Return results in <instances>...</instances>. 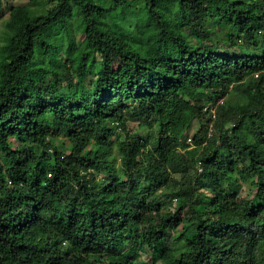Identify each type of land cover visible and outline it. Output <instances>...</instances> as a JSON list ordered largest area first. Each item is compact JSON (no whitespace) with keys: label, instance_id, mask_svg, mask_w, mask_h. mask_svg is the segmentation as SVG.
<instances>
[{"label":"trees","instance_id":"16d2710c","mask_svg":"<svg viewBox=\"0 0 264 264\" xmlns=\"http://www.w3.org/2000/svg\"><path fill=\"white\" fill-rule=\"evenodd\" d=\"M4 26L0 264H264V0H55Z\"/></svg>","mask_w":264,"mask_h":264},{"label":"rangeland","instance_id":"374dc122","mask_svg":"<svg viewBox=\"0 0 264 264\" xmlns=\"http://www.w3.org/2000/svg\"><path fill=\"white\" fill-rule=\"evenodd\" d=\"M33 1V2H32ZM55 0H2L1 6H0V44L3 42V31L5 29L4 22L9 17V7L10 5H29L30 8L34 9L37 6H45L49 7L54 3ZM233 92V91H232ZM235 93V92H233ZM128 128L131 129V131L137 130V120H131L128 119L127 121ZM197 123L196 120L193 121L191 131L192 133L196 129ZM115 151V146L113 148ZM247 183L243 182L241 193L245 194L247 191ZM144 258L148 260V256L143 255ZM159 264V263H157Z\"/></svg>","mask_w":264,"mask_h":264},{"label":"built area","instance_id":"2783aa9c","mask_svg":"<svg viewBox=\"0 0 264 264\" xmlns=\"http://www.w3.org/2000/svg\"><path fill=\"white\" fill-rule=\"evenodd\" d=\"M263 73H264V70H263ZM257 75H258V74L255 73V76H257ZM219 101H221V99H220ZM204 110H207V112L210 113L211 118H214V117H215V115H216V113H215V106L213 107V106H208V105H207V107H204ZM211 131H212V127H211V124H209L208 135L211 134ZM187 141H188V142H191V138L188 137V138H187ZM199 170H201L200 167H199ZM174 199H175V198H174Z\"/></svg>","mask_w":264,"mask_h":264}]
</instances>
